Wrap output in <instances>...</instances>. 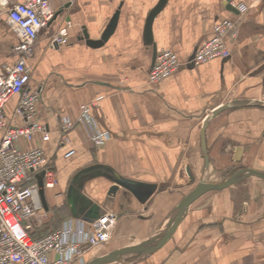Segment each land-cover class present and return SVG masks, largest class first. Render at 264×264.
Listing matches in <instances>:
<instances>
[{
    "label": "crops",
    "instance_id": "crops-1",
    "mask_svg": "<svg viewBox=\"0 0 264 264\" xmlns=\"http://www.w3.org/2000/svg\"><path fill=\"white\" fill-rule=\"evenodd\" d=\"M226 1L166 0L152 21L151 42L145 23L159 0L52 3L54 17L38 34L28 60L26 89L40 96L34 122L45 126L49 139L37 136L33 145L42 148L57 186L42 188L30 237L43 238L70 219L91 228L111 212L117 223L109 241L87 251L81 264H264V180L255 176L201 196L151 253H120L156 239L202 177L201 128L215 109L248 103L209 118L205 182L222 183L240 169L264 174V107L254 105L264 103V0H229L230 7L250 6L241 16L227 11ZM116 13L102 46L87 45L101 39ZM224 19L237 25L235 39H226L229 56L188 65ZM66 22L72 24L67 44L52 45ZM17 43L0 11V68L16 63ZM154 48L173 52L182 66L150 85ZM17 101L12 97L5 105L9 124ZM82 105L111 136L100 147L78 125L62 143L61 119L75 120ZM237 148L242 153L234 161ZM70 150L74 153L66 158ZM39 179L40 174L34 177L37 184Z\"/></svg>",
    "mask_w": 264,
    "mask_h": 264
},
{
    "label": "built area",
    "instance_id": "built-area-1",
    "mask_svg": "<svg viewBox=\"0 0 264 264\" xmlns=\"http://www.w3.org/2000/svg\"><path fill=\"white\" fill-rule=\"evenodd\" d=\"M53 2L72 4L74 0H25L22 3L0 0V11L6 13L8 25L18 39L12 50L17 57L16 63L0 68V264H81L87 251L109 241L117 223L116 214L108 212L96 219L91 228L70 219L43 238L33 239L28 234L29 221L37 218L41 210L39 188L34 177L41 175L45 190L54 191L57 186L54 172L45 167L42 148L33 145L37 136L41 141L49 139L45 126L34 122L40 96L26 89L31 72L28 60L32 47L40 31L54 17ZM232 7L241 16L250 6L237 3ZM71 27L72 24L66 22L52 36L51 44L58 47L67 44ZM236 35L235 21H218L210 39L193 53L187 64L196 67L227 58L226 39H235ZM181 66L173 52L167 49L157 51L147 76L148 83L157 85ZM12 97H17L18 101L9 124L4 117V108ZM76 125L97 147L111 138L108 132L98 127L89 107L82 105L75 120L61 119L59 133L63 144L69 142L67 133ZM73 153L70 150L65 157Z\"/></svg>",
    "mask_w": 264,
    "mask_h": 264
},
{
    "label": "water",
    "instance_id": "water-1",
    "mask_svg": "<svg viewBox=\"0 0 264 264\" xmlns=\"http://www.w3.org/2000/svg\"><path fill=\"white\" fill-rule=\"evenodd\" d=\"M166 0H159L157 5L150 11V13L147 16L146 23H145V38L147 42H151V25L152 21L155 18V16L159 13V11L163 8ZM229 0L226 1V10L236 13L235 9L233 7H230L229 5ZM118 13L114 15L113 21L108 27L107 31L105 34L101 37L99 41H90L87 40V45L91 47H100L102 44L108 39V37L111 35L112 30H113V25L116 23ZM83 38H87L85 33L83 34ZM156 55V48L153 49V59H152V64L154 63ZM255 106L259 107H264V103L261 102H256L254 103ZM248 106L247 102H237L232 105H224L221 106L217 109H215L213 112H211L206 120L203 123V126L201 128V134H200V143H201V150L203 154V161H204V167H203V173L202 177L198 181V183L194 186V188L187 194L185 195L178 205L176 206L173 215L169 218V222L167 226L165 227L164 231L154 240L144 242L139 246L133 247V248H127L123 251H121V254L125 253H137V254H144V253H151L153 250L157 249L159 246H161L173 233L175 227L183 217V215L186 213V211L189 209V207L196 201L198 200L201 196H203L206 193L209 192H216V191H221L224 190L230 186H233L235 184H238L241 182L243 179L249 177V176H255L259 179L264 180V174L252 170V169H240L234 172L232 175H230L228 178H226L222 183L219 184H207L205 182V176L207 173V155H206V149H205V137H204V132L207 127V124L209 122V118L214 117L218 113L230 109L233 107H245ZM242 149L237 148L235 149L234 161H239L241 157ZM38 188H39V196L42 198V181L39 179L38 181ZM110 260V259H109ZM108 260V261H109ZM102 263V262H101ZM107 263V262H103Z\"/></svg>",
    "mask_w": 264,
    "mask_h": 264
}]
</instances>
